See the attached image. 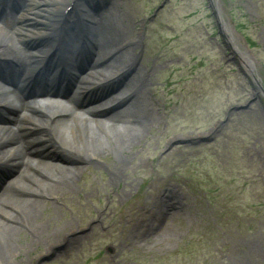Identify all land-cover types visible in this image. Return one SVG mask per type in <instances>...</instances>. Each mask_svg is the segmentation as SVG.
I'll return each mask as SVG.
<instances>
[{
	"label": "rangeland",
	"instance_id": "1",
	"mask_svg": "<svg viewBox=\"0 0 264 264\" xmlns=\"http://www.w3.org/2000/svg\"><path fill=\"white\" fill-rule=\"evenodd\" d=\"M67 1L29 0L36 28L49 31ZM162 1L98 0L101 31L130 47L102 70L110 76L117 63L135 60L131 74L143 76L147 101V111H129L135 119L123 122L129 114L121 111L122 121L113 123L120 134L126 124L140 133L120 151L128 159L124 177L108 178L102 164L123 160L120 153L100 155L96 167L84 162L81 146L47 148L68 160L45 163L81 167L72 173L41 163L61 178H32L37 190L44 180L52 186L34 200L20 190L30 179L10 166L0 198H12L17 220L1 217L0 264H264V0H210L230 38L217 33L207 0ZM126 76L108 79L83 106L119 95L133 79ZM101 122L109 129L111 121ZM30 134L17 130L14 140L24 143ZM10 225L17 231L9 234Z\"/></svg>",
	"mask_w": 264,
	"mask_h": 264
},
{
	"label": "bare ground",
	"instance_id": "2",
	"mask_svg": "<svg viewBox=\"0 0 264 264\" xmlns=\"http://www.w3.org/2000/svg\"><path fill=\"white\" fill-rule=\"evenodd\" d=\"M14 1L17 3V5H22V8L19 9V14H13L9 18H7V15L5 16L3 12H0V17H4V20L8 21V23L10 21L12 25H14L15 18L23 20L25 17L26 20L33 21L32 23H30L32 24L30 25V28L34 33L32 32V35L28 36V31L26 30L25 34L19 33L12 36L10 31H8L7 29V25L0 23V67H2L3 70L6 71V76L9 75L7 71H11L12 73L19 72L21 73L20 76L23 79L25 78L26 80L28 79L30 81L33 68H35L38 63L43 62L42 58L39 59V55H41L42 53H48L49 49L53 47L60 48L62 50V55H65L68 52V49H70V53H76L78 49L87 46L90 48L91 52H94L96 55L95 59L93 60V64L96 65H99V59L103 58L105 59L104 61L100 62V64L105 63L107 60H109V58H112L115 63L117 62V58L125 55V52H127L130 48H127L125 46L128 42L123 41L121 36L117 34H109L107 31H105V33L101 31L102 23L100 24L99 32V21L98 23L91 26H86L87 32L81 39L79 36V32L77 31L78 29L76 28V23L75 21H72V18L66 17V19L69 18L70 20L68 19V22H63L64 19L60 21V15H55L56 17H58V19L53 21L54 25H58L63 22L65 25L64 27H66L67 29L62 28L58 30V32H53L54 30H52L45 33V38H49L45 40V44H48L47 48H42L41 46L36 49H28L27 42L30 43L31 40H35L38 36H42L44 34H40V30L35 26L37 22L33 19L36 15L28 12V10L25 9L27 8L28 0L26 2L24 0ZM44 6H46L45 8H48L44 10V12L47 14L50 13L51 8L46 2L44 3ZM11 24H9V26ZM223 25L227 33L232 36V33L229 30L227 24L223 22ZM51 34H53V36L59 35L57 43L55 42L56 38H50ZM5 36H9L7 41L2 40V38H5ZM23 36L26 37V41L22 40ZM129 42H132V40ZM70 55L72 56L73 54ZM112 60L108 64H105L103 67H107L112 62ZM129 61L121 63V65L118 63L116 64V71L124 68L123 73L127 74V80H131L133 78L127 85V88L125 90H122L121 93L118 92L120 93L119 95H112L111 98L107 100V103L109 105L104 104L107 106H103V103L100 104L98 102L97 104H93L87 107L89 113L92 116L91 120L94 121L96 129L92 127V123L88 121V118L85 115L77 111V107L75 105L67 104L70 101L75 102V100H77V97H75L73 93H70V95L73 96H68V98L64 100L60 93V90H53V95H43H50L52 100L37 102L33 99H30V93H27V91H25L26 87L22 88V84L19 85V88L21 89L19 97L14 93V90H10V88L4 89L0 86V99H8L11 104L14 103L13 105L16 108H19L24 113L25 117H27L25 118V120L31 122L30 125H32V131L35 132V135L29 136L27 140L24 141L22 139V141L24 142L22 143L21 141L14 140L16 136V130L12 127L20 130L21 128H23L24 122L20 121V119H14L15 126L10 125L9 123H0V170L12 166L15 169L14 171L18 172L17 178L21 176L22 178L24 177L30 179V181H28L29 184L27 188L23 187V189H20L19 184V186L15 184L16 180L12 181V183H14L13 186H15L17 190L20 189L22 194L24 193V199H28L26 196H30L31 198L33 196L34 198L32 199L35 200L38 199L37 197H41L44 193L47 194L48 192H50V190H52L51 185L49 188L43 185L46 182L45 180L44 182H42V186L38 190L33 188V184L37 183L38 179L34 180L32 178H61L57 174H54V176L51 175V172L49 173L48 171L43 170L44 168L41 169L40 167V165H42L41 163H43L44 167L48 165L47 163H49V161L47 163L43 161L46 158L50 159L51 161L52 159L56 158L61 162H67L68 159H66L63 154L58 156L50 154L56 151L54 150V148H60L64 151H68L70 147L78 150L77 148L81 146L82 148H84L83 150L85 153V157H83L85 160L84 162L89 163L92 166L96 165V167L102 166L103 164L105 171L109 172V174H107L108 178L124 177V171L128 165V159L124 158L120 151H128L127 145H132L134 143V140L140 135V133L137 131V129L131 128L130 125L126 124L123 127L121 126L122 133L120 134V128L113 123L122 121V119H120L122 114L119 115L121 111H126L129 114V116L126 115L127 119L125 118L123 122L131 121V117L134 119L136 118L129 112L131 110H135L137 113L140 111L143 112L145 111V109L147 111V101L142 90L143 76H136V71L131 74V69L136 68V62L135 60ZM6 63H8V66H6ZM38 71L39 69L36 71V73ZM98 71L99 73H97V75H100V77L104 76L107 73L102 69ZM114 71L110 73V76L116 72ZM110 76H107L105 79L109 78ZM92 77L95 78V75H92ZM33 78L34 77L31 78V81H33ZM75 78V76L72 77L73 80ZM7 79L13 80L12 78ZM88 80L91 79L77 80V84H75L74 86H77V88L80 87L79 94L88 92L90 84L93 82L96 84L100 79H92L91 81ZM15 84L18 85V82H16ZM87 85L88 87L86 88ZM54 94H56V96ZM27 96L29 97L26 98ZM117 97H119V99L116 100ZM121 104L124 107L117 110V107H119ZM115 117L117 118L115 119ZM105 118L111 121V124H108L109 129H107L105 127V124L101 122ZM107 130H111L113 134L110 135ZM65 139L68 141H66ZM45 143L47 145H45ZM71 143H73L74 145L71 146ZM47 148H53V151L49 152ZM42 152L43 154H41ZM109 152L120 153L123 157V160L113 161L108 165L105 163L101 164V161H99V156L101 155L104 157ZM49 164L53 165L56 169H68V172L72 173L74 171L76 172L81 167V165L79 167H76V165L57 164L54 162ZM12 183L10 182V184ZM65 185L68 186L67 183ZM11 199L12 198H0V229L6 226L5 224H2L3 222H1V217H3V219H6V221L17 220L15 216L11 218ZM16 231L17 227H13L11 225L9 226V234L10 232L13 233ZM36 231L40 232L41 228L38 227ZM0 240L6 239L0 238ZM3 245L6 247V244L4 242ZM6 250L10 253L12 252L10 247H6ZM0 257L2 259H5L3 258L4 256L2 257L0 255Z\"/></svg>",
	"mask_w": 264,
	"mask_h": 264
},
{
	"label": "water",
	"instance_id": "3",
	"mask_svg": "<svg viewBox=\"0 0 264 264\" xmlns=\"http://www.w3.org/2000/svg\"><path fill=\"white\" fill-rule=\"evenodd\" d=\"M208 2H209V6L211 7V11H212V14H213V17H214V20H215V25L217 27V32L222 36V38H225V37L226 38L227 37L230 38L231 36L227 33L226 29H224V25H223V22L221 21V16L219 14V11L215 10V8L212 6L210 0H208ZM215 2H216V4L218 3L217 0H215ZM248 51L249 50H246L247 55H248ZM245 63L249 64V62H247V61H245ZM253 81L257 82L255 77H253ZM258 86L261 88L260 84H258Z\"/></svg>",
	"mask_w": 264,
	"mask_h": 264
}]
</instances>
